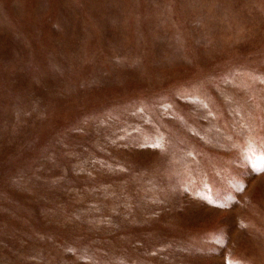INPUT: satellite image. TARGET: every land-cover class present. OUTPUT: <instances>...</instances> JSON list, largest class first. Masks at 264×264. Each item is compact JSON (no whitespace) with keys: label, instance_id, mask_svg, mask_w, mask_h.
<instances>
[{"label":"rangeland","instance_id":"374dc122","mask_svg":"<svg viewBox=\"0 0 264 264\" xmlns=\"http://www.w3.org/2000/svg\"><path fill=\"white\" fill-rule=\"evenodd\" d=\"M0 264H264V0H0Z\"/></svg>","mask_w":264,"mask_h":264}]
</instances>
